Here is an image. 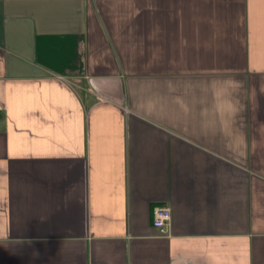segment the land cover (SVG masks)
I'll return each instance as SVG.
<instances>
[{
	"label": "crops",
	"instance_id": "0c3cea01",
	"mask_svg": "<svg viewBox=\"0 0 264 264\" xmlns=\"http://www.w3.org/2000/svg\"><path fill=\"white\" fill-rule=\"evenodd\" d=\"M0 264H264V0H0Z\"/></svg>",
	"mask_w": 264,
	"mask_h": 264
},
{
	"label": "built area",
	"instance_id": "2783aa9c",
	"mask_svg": "<svg viewBox=\"0 0 264 264\" xmlns=\"http://www.w3.org/2000/svg\"><path fill=\"white\" fill-rule=\"evenodd\" d=\"M171 217V209L168 206H156L152 211V225L161 235H167Z\"/></svg>",
	"mask_w": 264,
	"mask_h": 264
}]
</instances>
